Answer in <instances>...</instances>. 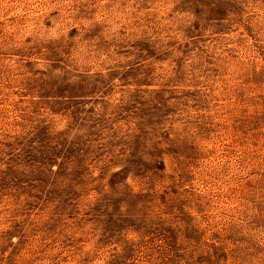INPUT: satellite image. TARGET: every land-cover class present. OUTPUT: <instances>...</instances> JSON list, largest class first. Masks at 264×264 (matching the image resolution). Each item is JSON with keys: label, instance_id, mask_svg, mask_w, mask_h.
I'll use <instances>...</instances> for the list:
<instances>
[{"label": "rangeland", "instance_id": "rangeland-1", "mask_svg": "<svg viewBox=\"0 0 264 264\" xmlns=\"http://www.w3.org/2000/svg\"><path fill=\"white\" fill-rule=\"evenodd\" d=\"M0 264H264V0H0Z\"/></svg>", "mask_w": 264, "mask_h": 264}]
</instances>
